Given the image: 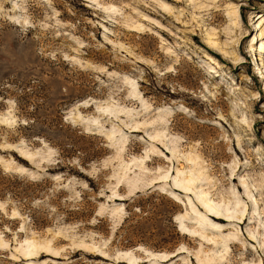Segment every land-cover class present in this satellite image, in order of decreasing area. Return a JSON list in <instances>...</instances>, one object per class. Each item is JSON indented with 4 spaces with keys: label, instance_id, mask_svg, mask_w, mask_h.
I'll list each match as a JSON object with an SVG mask.
<instances>
[{
    "label": "rangeland",
    "instance_id": "rangeland-1",
    "mask_svg": "<svg viewBox=\"0 0 264 264\" xmlns=\"http://www.w3.org/2000/svg\"><path fill=\"white\" fill-rule=\"evenodd\" d=\"M263 15L264 0H0V264H264Z\"/></svg>",
    "mask_w": 264,
    "mask_h": 264
},
{
    "label": "bare ground",
    "instance_id": "bare-ground-1",
    "mask_svg": "<svg viewBox=\"0 0 264 264\" xmlns=\"http://www.w3.org/2000/svg\"><path fill=\"white\" fill-rule=\"evenodd\" d=\"M16 1H18V0H16ZM14 7H16L15 5H14ZM264 16V15H263ZM236 18H238V16H236ZM255 18V17H254ZM254 18H252V20H254ZM260 18H262V17H259V19ZM259 19H257V20H255L254 22H252V24H251V29H250V31H252L253 29H256V30H259L261 27H259V24H258V21H259ZM260 26H262V25H260ZM263 32V31H262ZM261 34H264V33H261ZM257 38H259V36L257 37ZM257 41V40H256ZM256 44V46L258 47V52L259 53H262L263 52V49H264V42H261V41H259V42H257V43H255ZM213 45V44H212ZM256 51V50H255ZM253 52V54H252V56H253V58H251L250 59V62H251V64L253 65V67L255 68V67H257V69L258 70H260V71H262V69H263V63H259L258 61L259 60H257V53L256 52ZM205 58L206 59H208L211 63H213L214 65H216V67H211V66H207L206 67V72L207 73H209V74H211V73H214V74H216L217 73V67H219L218 65V63H217V61L215 60V59H213L211 56H209L208 54H205ZM100 127V126H99ZM131 128H133V127H131ZM134 128H136V127H134ZM135 130V129H134ZM134 130H132L131 131V133H134L135 131ZM22 157L24 158V159H27V155L26 154H24V153H22ZM16 171L17 172H24V169L23 168H16ZM178 173V172H177ZM171 179H172V176H163V177H159V178H157V179H155V180H153V181H151V183H150V187H155V186H157V185H159V184H166V183H169L170 181H171ZM175 187H179V185H175ZM159 189H160V187H158ZM183 191H184V193H186L187 194V192L186 191H189V188L188 187H183V188H181ZM118 198L120 199V200H122L123 199V197H121V196H118ZM199 204L202 206L203 205V210H204V213H205V215L206 216H208V214L207 213H210V217L212 218V220L214 221V222H216L218 225L217 226H215L214 225V230H216V231H220V232H224L223 231V229H220V227L221 226H219V225H221V221L224 219L223 217H220V213H219V211H216L215 210V208L214 207H212V206H210V205H208V201H206V205H204V203L202 202V201H199ZM190 212H191V215H194V216H200V217H202V214L199 212V210H197V209H195V208H192L191 210H190ZM119 214V213H118ZM226 219H228L229 217H228V215H223ZM176 221H175V223L177 224H179V217L178 218H176L175 219ZM224 222H227V220H223ZM179 230L180 231H185V232H188L192 237H196L197 235H198V233H199V231H196L195 229H192V230H186V229H183V228H179ZM200 237L202 238V239H205L206 241H210L207 237H204V235H202V234H200ZM128 253L129 252H122L121 254H124V255H128ZM146 254V253H145ZM148 255L147 256H149V258L148 259H146L145 261L146 262H149V261H156V262H158V263H163V264H165V263H167L168 261H170V258H173V257H175V254H170V255H163V254H151V253H147ZM31 255H28V254H26L25 255V257H30ZM25 260H29V259H25ZM126 264H138V261H136V260H132V259H128L127 261H126Z\"/></svg>",
    "mask_w": 264,
    "mask_h": 264
}]
</instances>
